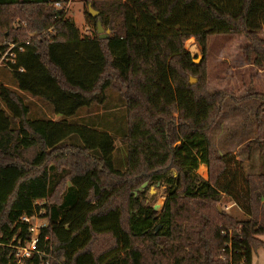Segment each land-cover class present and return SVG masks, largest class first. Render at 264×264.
<instances>
[{"label":"trees","instance_id":"obj_1","mask_svg":"<svg viewBox=\"0 0 264 264\" xmlns=\"http://www.w3.org/2000/svg\"><path fill=\"white\" fill-rule=\"evenodd\" d=\"M88 3L98 16L86 10L90 32L82 34L55 0H0V58L15 45L4 66L10 85L0 84V264L12 263L11 245L30 239L23 216L46 220L44 264H228L230 247L233 264H252L264 248V221L252 218L264 201V169L252 175L235 154H216L209 134L226 99L260 102L259 119L264 96L208 92L183 43L194 38L205 53L209 36L240 35L244 56L262 67L264 0ZM112 93L125 107L120 116L77 120L82 110H107ZM24 95L59 118L32 117ZM115 134L126 145L124 170ZM261 138L245 146L246 162ZM201 165L208 179L197 174ZM156 184L165 187L160 211L144 198ZM223 199L248 219L220 210Z\"/></svg>","mask_w":264,"mask_h":264},{"label":"rangeland","instance_id":"obj_2","mask_svg":"<svg viewBox=\"0 0 264 264\" xmlns=\"http://www.w3.org/2000/svg\"><path fill=\"white\" fill-rule=\"evenodd\" d=\"M88 5L89 3L87 5L84 4V0H79L71 3L69 9L65 11L67 17L73 18L82 34H89L90 32L84 18ZM85 28H88V30L86 31ZM259 36L264 39V30L259 33ZM183 44L191 57L198 60L196 65H202L208 92H226L234 98H243L249 95L264 96V65L256 67L252 64V61L249 62L244 56L241 50L247 44L244 37L240 35L209 36L205 53H202L194 38L186 40ZM251 58L253 60V56ZM10 78L7 68L0 65V84L10 85ZM192 79L196 80L195 83L198 82V78L189 76V81ZM23 99L29 104L32 117L37 118L44 114L54 120L59 118L58 116L55 118L49 107L41 100L33 99L26 95H24ZM109 102L107 110L102 107L82 110L76 117L77 120L109 116V121H111L113 114L120 116L125 111L123 103L118 101L115 93L110 94ZM259 104L260 102L251 99L234 105L233 102L226 99L223 113L216 120L213 130L209 134L210 145L216 154L226 152L234 154L236 152L237 155H241L239 160L244 161L246 170L249 165H252L249 170L252 175H256L258 170L264 169V147L263 149L257 148L254 151L251 162L245 161L247 158L245 149L247 143L256 139L258 134H262L261 139L264 142V131L262 132V129L257 130L258 124L261 128L264 127V113L259 116V119L255 116V111L259 108ZM114 137L116 165L121 170H124L126 145L120 140L119 134H115ZM202 171H204V174H201ZM197 174L203 179H208V170L204 166L199 167ZM254 179L256 182V177ZM145 189L144 198L147 205H159L158 211H160L166 198L165 187L156 184L148 185ZM58 197L59 195L56 194L52 200L56 201ZM225 200L223 199L219 203L218 208L220 210L223 209L238 220L248 219V216L244 215L238 207H232L231 202ZM252 218L261 223L264 221V201L255 204ZM260 239L264 242V235L260 236ZM252 264H264V248H260L253 253Z\"/></svg>","mask_w":264,"mask_h":264},{"label":"built area","instance_id":"obj_3","mask_svg":"<svg viewBox=\"0 0 264 264\" xmlns=\"http://www.w3.org/2000/svg\"><path fill=\"white\" fill-rule=\"evenodd\" d=\"M79 0H55V7L66 11L69 9L71 3L77 2ZM26 44H28L26 42ZM15 45H10L7 49V52H5L2 57L0 58V65L6 66L8 62H13V54L8 52L13 49ZM19 51L22 50V47H17ZM9 56V57H7ZM22 69H19V72H22ZM21 222L26 223L28 225V231L30 233V239L26 242L23 243H18L16 245H11L13 249L12 253V263L11 264H44L42 257H48L49 255L44 252L39 250L38 245H39V231L40 228L46 225V220L39 218L38 216H23L20 218ZM40 220V221H39ZM47 237H45L44 241H47ZM238 251L229 248V261L228 264H233L232 263V256L237 255ZM37 255V260L35 259V256ZM225 260V258H222ZM45 264H49V260H46Z\"/></svg>","mask_w":264,"mask_h":264},{"label":"water","instance_id":"obj_4","mask_svg":"<svg viewBox=\"0 0 264 264\" xmlns=\"http://www.w3.org/2000/svg\"><path fill=\"white\" fill-rule=\"evenodd\" d=\"M87 11H88L89 16L92 17V18H95V17L98 16V12H97L96 10H94V9L90 6V4L88 5ZM97 33L100 35L99 37H100L101 39H105V38L108 37V33H109V31H107L106 33H104V30H103V28H102V25H101V21H100V20H97ZM193 63H194V64H198V60H197V59H193ZM195 82H196V80H193V79L189 81L190 84H194ZM145 186H146V184L143 185V187H145ZM153 209H154L155 211H158V209H159V205H154V206H153Z\"/></svg>","mask_w":264,"mask_h":264},{"label":"crops","instance_id":"obj_5","mask_svg":"<svg viewBox=\"0 0 264 264\" xmlns=\"http://www.w3.org/2000/svg\"><path fill=\"white\" fill-rule=\"evenodd\" d=\"M76 25H77V24H76ZM83 25H84V22H83ZM85 30L87 31V30H88V28H85ZM55 118H57V116H55ZM234 154L237 156V159H238V160H239V159H241V158H240V156H241V155H240V156H239V155H237V154H236V152H234ZM201 166H204V165H201ZM204 167H205V168H207L206 166H204ZM231 205H232V207L234 206V204H233V203H231Z\"/></svg>","mask_w":264,"mask_h":264},{"label":"bare ground","instance_id":"obj_6","mask_svg":"<svg viewBox=\"0 0 264 264\" xmlns=\"http://www.w3.org/2000/svg\"><path fill=\"white\" fill-rule=\"evenodd\" d=\"M201 174H204V171H202V173Z\"/></svg>","mask_w":264,"mask_h":264}]
</instances>
